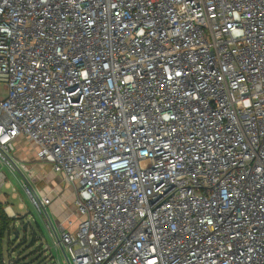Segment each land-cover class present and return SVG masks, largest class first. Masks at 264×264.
Listing matches in <instances>:
<instances>
[{
  "label": "built area",
  "instance_id": "1",
  "mask_svg": "<svg viewBox=\"0 0 264 264\" xmlns=\"http://www.w3.org/2000/svg\"><path fill=\"white\" fill-rule=\"evenodd\" d=\"M0 82V191L24 140L70 264H264V0H0Z\"/></svg>",
  "mask_w": 264,
  "mask_h": 264
},
{
  "label": "rangeland",
  "instance_id": "2",
  "mask_svg": "<svg viewBox=\"0 0 264 264\" xmlns=\"http://www.w3.org/2000/svg\"><path fill=\"white\" fill-rule=\"evenodd\" d=\"M7 94L5 84L0 82V99L6 98ZM28 149L30 151L27 154ZM14 156L18 159L19 167L23 169V166L26 165L31 174L24 172V175H22L19 171H16L15 175H13L5 169L8 180L12 182V187L15 191H8L7 202H3V200L1 202L8 209L7 213L11 216L10 218H20V221L17 222L18 229H22L23 222L21 221L24 220L25 225L27 224L26 230L28 232L26 242H23L24 235L20 233L18 243L13 246V256L9 254L5 257V262L6 264H11L13 257L17 254L18 258L13 261L15 264H68L61 248L57 246L56 239H52L46 228L45 217L33 205L22 187L21 181L27 179L39 197L46 196L51 200L48 213L58 231H60V228H64L71 233L77 231L80 219L78 215L76 216L75 209L76 190L71 185H67L62 177L54 172L51 164L35 159V149L27 144H21V140L17 142ZM35 221L40 226V237L34 234V232L39 230L35 225ZM69 221H72V225ZM29 225L31 226L28 230ZM32 226L36 228V231ZM42 245L43 253L40 254L38 252ZM42 254H44L43 257H41Z\"/></svg>",
  "mask_w": 264,
  "mask_h": 264
},
{
  "label": "trees",
  "instance_id": "3",
  "mask_svg": "<svg viewBox=\"0 0 264 264\" xmlns=\"http://www.w3.org/2000/svg\"><path fill=\"white\" fill-rule=\"evenodd\" d=\"M19 221H20V218L18 217L16 218L8 217L5 211V207L0 201V264H6L5 257H7L9 254L13 256L14 254L12 253L13 246L18 243L20 233H23L24 238L22 240L23 242H26V238H27L26 236H27L28 231L25 229V221L24 220L21 221L23 222L21 230L18 229V227L16 226L17 222ZM35 225L39 230L36 231V228L32 226L33 229L36 231L34 232V234L39 235V232H40L39 223L35 221ZM30 226L31 225L28 226V230L30 229ZM38 237H40V235ZM38 241H39V238H38ZM38 253L40 254L43 253V245H42V248H40ZM43 255L44 254H42L41 257H43ZM17 258H18V255L16 254V256L13 257L11 264H15L13 261H15L14 259H17Z\"/></svg>",
  "mask_w": 264,
  "mask_h": 264
},
{
  "label": "crops",
  "instance_id": "4",
  "mask_svg": "<svg viewBox=\"0 0 264 264\" xmlns=\"http://www.w3.org/2000/svg\"><path fill=\"white\" fill-rule=\"evenodd\" d=\"M22 143H24L25 145L27 144L26 143V141H24V140H21V144ZM28 145V144H27ZM30 151V149H28V151H27V154H28V152ZM0 169H1V163H0ZM8 183H9V186L10 187H8V188H4V189H2L1 191H0V201H2L3 200V202H7V196H8V191H12V189H14L13 187H12V182L11 181H9L8 180ZM68 185V184H67ZM73 187V186H72ZM74 188V187H73ZM7 189V190H6ZM75 189V188H74ZM14 196V195H13ZM20 207H22L21 205H20ZM5 211H6V213L8 212V209H6L5 208ZM52 212H54L53 210H52ZM7 215H8V213H7ZM54 215V214H53ZM55 216V215H54ZM76 216H77V214H76ZM8 217H10V215H8ZM65 218H67V217H65ZM70 222H72V221H69V223ZM72 225V224H71ZM16 226H17V224H16ZM60 232V231H59Z\"/></svg>",
  "mask_w": 264,
  "mask_h": 264
},
{
  "label": "water",
  "instance_id": "5",
  "mask_svg": "<svg viewBox=\"0 0 264 264\" xmlns=\"http://www.w3.org/2000/svg\"><path fill=\"white\" fill-rule=\"evenodd\" d=\"M25 181H27V180L25 179ZM43 214H44L46 221L54 228L52 219H51V217H50V215L46 209H44ZM25 229H27V224L25 225ZM61 250H62L64 257L66 258L67 263L70 264L69 261L67 260V257H66L64 250L63 249H61Z\"/></svg>",
  "mask_w": 264,
  "mask_h": 264
}]
</instances>
